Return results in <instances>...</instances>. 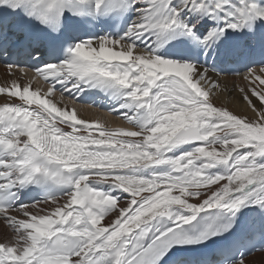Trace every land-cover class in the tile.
<instances>
[{"label": "snow or ice", "instance_id": "obj_1", "mask_svg": "<svg viewBox=\"0 0 264 264\" xmlns=\"http://www.w3.org/2000/svg\"><path fill=\"white\" fill-rule=\"evenodd\" d=\"M5 54L0 264H264V0H0Z\"/></svg>", "mask_w": 264, "mask_h": 264}, {"label": "bare ground", "instance_id": "obj_2", "mask_svg": "<svg viewBox=\"0 0 264 264\" xmlns=\"http://www.w3.org/2000/svg\"><path fill=\"white\" fill-rule=\"evenodd\" d=\"M12 71V69H11ZM9 69L5 66L0 65V86L5 85L6 83L10 82L13 79L19 78L20 83L23 85L25 84L29 79H31L34 76V72L25 70L24 74L22 75L21 72H15L16 76L11 77L8 75ZM14 72V71H13ZM221 86L223 87L226 83L225 81H240L239 77H219L218 78ZM40 82V80H37ZM33 89L40 88L36 86L34 83L32 85ZM227 88L229 92L227 94H220L217 97L214 98V102L217 105H224L227 106L231 111L235 112L237 115H248L249 117L252 116V113L250 111H247L246 105L241 101L240 94L237 91L229 89L228 85ZM43 91L47 90V86H43L41 88ZM52 99L58 103V106L65 107L67 106L68 109L75 108L78 114V117L87 121H97L99 120L102 122L105 126L110 127V125H126L125 122H123L122 119L118 117L113 116L112 114H109L108 111H102L98 108H93L91 106H87L85 104H79L76 105L73 102H68L69 100L64 97V101L61 100L60 94H57L56 96L52 97ZM3 101L0 100V103ZM93 118L94 120H91ZM110 124V125H108ZM261 253H255L254 255L249 257V260H259L261 258Z\"/></svg>", "mask_w": 264, "mask_h": 264}, {"label": "rangeland", "instance_id": "obj_3", "mask_svg": "<svg viewBox=\"0 0 264 264\" xmlns=\"http://www.w3.org/2000/svg\"><path fill=\"white\" fill-rule=\"evenodd\" d=\"M11 77H13V76H11ZM225 83H226L225 85H228L229 89L236 91L234 89L233 85H234V83L235 84H239L240 81H236V80H232V81L230 80V81H228V80H226ZM37 86H38V84H37ZM55 96H56V94H55ZM68 100H69L68 102L70 103L71 102L70 99H68ZM62 101H64V100H62ZM91 120H94V119L91 118ZM108 125H110V124H108ZM110 127H112V128L125 127L126 128V127H128V125L127 124L126 125H121V126L120 125H110Z\"/></svg>", "mask_w": 264, "mask_h": 264}]
</instances>
